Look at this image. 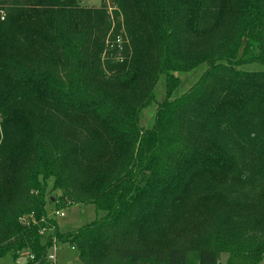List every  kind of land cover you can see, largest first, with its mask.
Returning a JSON list of instances; mask_svg holds the SVG:
<instances>
[{"label": "trees", "instance_id": "trees-1", "mask_svg": "<svg viewBox=\"0 0 264 264\" xmlns=\"http://www.w3.org/2000/svg\"><path fill=\"white\" fill-rule=\"evenodd\" d=\"M104 1L0 0V259L260 264L264 0ZM48 199L104 215L64 233Z\"/></svg>", "mask_w": 264, "mask_h": 264}, {"label": "rangeland", "instance_id": "rangeland-1", "mask_svg": "<svg viewBox=\"0 0 264 264\" xmlns=\"http://www.w3.org/2000/svg\"><path fill=\"white\" fill-rule=\"evenodd\" d=\"M81 4H84L89 7H100L106 2L104 0H79ZM258 66V65H253ZM255 68V67H252ZM206 70V65H201L198 68L190 72H181L177 73V76L180 79L177 90L174 92L173 97L180 96L188 92L195 83L201 78V75ZM166 98V80L165 77H161L156 89H155V102L149 107L143 110L141 114V123L143 127H148L152 123L155 113L157 111L158 104L164 101ZM50 195L52 197H58L61 195L60 191H53V181H49ZM47 209L49 217L57 219L60 227V231L67 233L70 231H75L78 228H81L97 218L104 215V212L97 210L93 204L90 203H79L75 204L72 201H67L62 208L58 210V206L47 200ZM57 211L63 212L64 215H58ZM51 254H55V262L57 264H84L78 256V253L69 245L58 244L56 249L52 248L50 251ZM23 256L18 260V262H23L25 260ZM229 260V254L223 253L221 256L220 264H227ZM192 261H195V255H192ZM13 257L12 255H7L4 258L0 259V264H12ZM196 263V262H195ZM197 264V263H196ZM264 264V259L260 262Z\"/></svg>", "mask_w": 264, "mask_h": 264}, {"label": "built area", "instance_id": "built-area-1", "mask_svg": "<svg viewBox=\"0 0 264 264\" xmlns=\"http://www.w3.org/2000/svg\"><path fill=\"white\" fill-rule=\"evenodd\" d=\"M57 214H58V215H61V216L64 215L63 212H60V211H57ZM56 247H57V246L55 245L53 248L56 249ZM49 258H50L52 261H55L56 256H55V254H50V255H49Z\"/></svg>", "mask_w": 264, "mask_h": 264}]
</instances>
